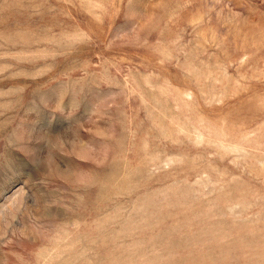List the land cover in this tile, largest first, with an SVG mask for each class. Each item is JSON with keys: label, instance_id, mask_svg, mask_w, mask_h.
<instances>
[{"label": "rangeland", "instance_id": "obj_1", "mask_svg": "<svg viewBox=\"0 0 264 264\" xmlns=\"http://www.w3.org/2000/svg\"><path fill=\"white\" fill-rule=\"evenodd\" d=\"M0 264H264V0H0Z\"/></svg>", "mask_w": 264, "mask_h": 264}]
</instances>
